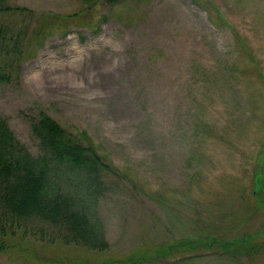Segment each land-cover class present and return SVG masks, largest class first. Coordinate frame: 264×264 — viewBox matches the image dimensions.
<instances>
[{"label": "rangeland", "instance_id": "374dc122", "mask_svg": "<svg viewBox=\"0 0 264 264\" xmlns=\"http://www.w3.org/2000/svg\"><path fill=\"white\" fill-rule=\"evenodd\" d=\"M0 66L15 140L41 156L44 113L109 169L61 184L106 248L36 218L6 227L0 264H264V0H0ZM208 235L247 241L181 243Z\"/></svg>", "mask_w": 264, "mask_h": 264}, {"label": "trees", "instance_id": "16d2710c", "mask_svg": "<svg viewBox=\"0 0 264 264\" xmlns=\"http://www.w3.org/2000/svg\"><path fill=\"white\" fill-rule=\"evenodd\" d=\"M6 79L0 66V81ZM33 131L43 150L39 157L32 156L14 139L7 122L0 117V252L7 248L3 236L9 224L10 229H14L12 225L19 227L23 222L36 218L64 226L67 230V234L65 232L63 236L65 243L71 242L87 249L106 248L100 225L90 222V212L80 206L76 199L64 194L61 184L86 181L101 188V176L109 170L108 165L91 148L80 143L75 135L66 131L47 114H40L33 125ZM252 187L257 206L264 207V201L258 199L264 191V148L259 154V166L253 172ZM252 235L249 233L247 238ZM246 241L244 237L241 241L208 235L202 240L181 243L194 250L211 249L216 245V249H222L235 257L242 255L239 250L243 249V242ZM250 244L246 247L249 248ZM77 260L70 264L85 262L81 258ZM123 260L127 261L126 258ZM144 260L141 255L132 258L133 262ZM111 261L109 263L112 264Z\"/></svg>", "mask_w": 264, "mask_h": 264}]
</instances>
